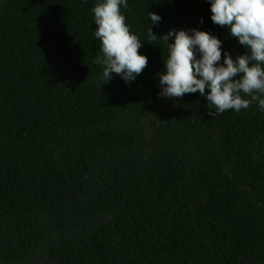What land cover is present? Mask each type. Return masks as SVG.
<instances>
[{"label":"trees","instance_id":"16d2710c","mask_svg":"<svg viewBox=\"0 0 264 264\" xmlns=\"http://www.w3.org/2000/svg\"><path fill=\"white\" fill-rule=\"evenodd\" d=\"M102 2L0 0V264H264V109L159 96L169 46L148 12L158 36L220 39L219 64L248 49L210 0H127L148 64L107 81Z\"/></svg>","mask_w":264,"mask_h":264},{"label":"clouds","instance_id":"9594fccd","mask_svg":"<svg viewBox=\"0 0 264 264\" xmlns=\"http://www.w3.org/2000/svg\"><path fill=\"white\" fill-rule=\"evenodd\" d=\"M127 9V0H103L92 9L95 24L94 36L101 41V52L94 63L103 66L102 79L109 81L112 74L119 75L126 83L134 81L147 67L148 58L139 53L142 41L130 31L120 6ZM211 20L230 30L231 37L248 51L234 60L230 53H223L222 41L210 32L193 28L189 31L172 29L158 36L152 25L161 17L149 11L152 25L148 38L158 37L167 42L169 58L159 73L161 97H183L186 93L206 95L218 115L228 109L239 112L258 101L264 109V0H210ZM203 18H201V23ZM174 37V43H168ZM199 53V57L198 54ZM238 79H233L234 77ZM210 89L206 94L205 89ZM241 92L250 98H242Z\"/></svg>","mask_w":264,"mask_h":264}]
</instances>
